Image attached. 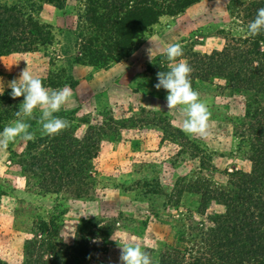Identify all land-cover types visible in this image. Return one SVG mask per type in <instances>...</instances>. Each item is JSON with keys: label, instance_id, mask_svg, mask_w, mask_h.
Returning <instances> with one entry per match:
<instances>
[{"label": "rangeland", "instance_id": "rangeland-1", "mask_svg": "<svg viewBox=\"0 0 264 264\" xmlns=\"http://www.w3.org/2000/svg\"><path fill=\"white\" fill-rule=\"evenodd\" d=\"M0 2L50 26L31 50L0 55V130L16 119L23 96L13 98L9 85L27 68L50 91L71 88L66 110L56 115L68 122L59 134L67 135L72 148L60 142L58 153L70 157L80 149L71 159L80 161L73 165L79 183L41 187L33 180L26 167L53 152L43 148L53 136L41 135L36 110L27 121L33 139L0 149V264H34L39 257L46 262L64 243L75 242L84 252L71 254L69 264H122L125 244H139L155 260L165 251L202 252L203 228L210 224L203 192L228 185L234 172H249L252 162L251 139L243 136L247 96L223 78L204 79L199 58L233 38L251 37L247 24L259 9L252 6L264 8V0H199L179 14L163 15L134 40L127 57L107 68L74 59L90 33L87 0H63L60 6ZM171 43L181 45L177 59L190 65L192 87L210 113L205 138L185 134V117L169 111L166 90L154 87L157 73L168 70L164 53ZM222 209L211 202L207 213Z\"/></svg>", "mask_w": 264, "mask_h": 264}, {"label": "trees", "instance_id": "trees-1", "mask_svg": "<svg viewBox=\"0 0 264 264\" xmlns=\"http://www.w3.org/2000/svg\"><path fill=\"white\" fill-rule=\"evenodd\" d=\"M44 1L60 6L59 1L63 0ZM198 1L87 0L85 16L90 33L81 43L75 62L107 68L115 60L127 57L134 48V40L161 16L179 14ZM252 8L263 6L256 3ZM26 15L17 5L0 2V55L31 50L36 40L50 34L49 25H40ZM74 47H78L77 43ZM199 59L203 61L204 79L223 78L230 89L247 96L243 136L251 139L252 168L249 172H234L228 185L203 192V214L210 224L203 228L202 252L187 255L185 251H165L158 260L150 256L152 264H264V33L245 40L233 38L223 49H212ZM92 130L95 136L99 135L95 127ZM59 135L43 145L44 149L53 150L51 156L36 159L26 167L41 187L80 182L79 168L73 167L80 161L71 160L80 155V149L72 150L70 157L66 153L60 155V142L69 149L72 147L65 142L67 135ZM91 144L95 157L99 141ZM211 202L221 205L222 211L207 213ZM75 243L70 246L64 243L63 249L52 255L53 259L45 262L39 257L34 264H69L71 254L75 256L77 250L80 254L84 252Z\"/></svg>", "mask_w": 264, "mask_h": 264}, {"label": "clouds", "instance_id": "clouds-1", "mask_svg": "<svg viewBox=\"0 0 264 264\" xmlns=\"http://www.w3.org/2000/svg\"><path fill=\"white\" fill-rule=\"evenodd\" d=\"M247 32L252 36L264 33V8L257 9L254 19L247 24ZM151 49L149 54L150 59H153ZM164 55L169 62L168 70L157 73L158 79L154 87L166 90V106L169 111L178 109L185 117L182 124L185 134L191 138L207 137L210 113L206 104L199 99V93L192 87L190 65L182 59H177L183 56L181 45L169 44ZM9 87L10 95L13 98L23 96V101L16 110V119L0 130V149H6L10 143L17 140L33 139L34 133L29 130L31 125L27 121L33 117L34 110L40 113L41 135L54 136L68 127V122L56 115L62 109L66 110L73 95L68 85L50 91L41 78L34 77L26 68ZM121 247L122 264H152L150 255L142 250L139 244H125Z\"/></svg>", "mask_w": 264, "mask_h": 264}, {"label": "crops", "instance_id": "crops-1", "mask_svg": "<svg viewBox=\"0 0 264 264\" xmlns=\"http://www.w3.org/2000/svg\"><path fill=\"white\" fill-rule=\"evenodd\" d=\"M58 19H59V18H56L55 20H58ZM55 20H54V21H55ZM112 68H114V67H112Z\"/></svg>", "mask_w": 264, "mask_h": 264}]
</instances>
